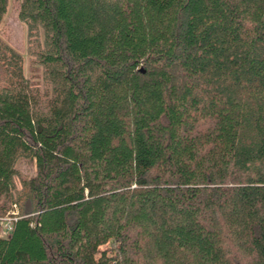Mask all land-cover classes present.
<instances>
[{
	"label": "trees",
	"instance_id": "16d2710c",
	"mask_svg": "<svg viewBox=\"0 0 264 264\" xmlns=\"http://www.w3.org/2000/svg\"><path fill=\"white\" fill-rule=\"evenodd\" d=\"M19 19L44 88L0 37V215L20 212L0 264H264V0Z\"/></svg>",
	"mask_w": 264,
	"mask_h": 264
},
{
	"label": "rangeland",
	"instance_id": "374dc122",
	"mask_svg": "<svg viewBox=\"0 0 264 264\" xmlns=\"http://www.w3.org/2000/svg\"><path fill=\"white\" fill-rule=\"evenodd\" d=\"M21 1L8 0L7 11L0 23V37L21 53L26 77L29 78L33 86L43 89V67L37 62L35 55L32 54V50L36 48V43L29 36L27 25L19 19ZM40 39H43L42 33ZM20 168L24 174H31L34 171L33 163L30 161H22ZM16 183L17 186H20L18 178H16ZM12 206L6 213L11 210Z\"/></svg>",
	"mask_w": 264,
	"mask_h": 264
},
{
	"label": "built area",
	"instance_id": "2783aa9c",
	"mask_svg": "<svg viewBox=\"0 0 264 264\" xmlns=\"http://www.w3.org/2000/svg\"><path fill=\"white\" fill-rule=\"evenodd\" d=\"M19 216L20 212L17 204H13L8 213L0 215V238H5L12 233L14 223Z\"/></svg>",
	"mask_w": 264,
	"mask_h": 264
}]
</instances>
